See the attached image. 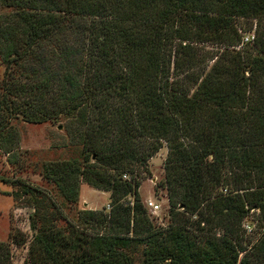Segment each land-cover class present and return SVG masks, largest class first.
Segmentation results:
<instances>
[{
    "label": "trees",
    "instance_id": "16d2710c",
    "mask_svg": "<svg viewBox=\"0 0 264 264\" xmlns=\"http://www.w3.org/2000/svg\"><path fill=\"white\" fill-rule=\"evenodd\" d=\"M0 7V150L17 162L18 123L47 121L80 150L43 164L55 195L24 181L9 192L33 208V234L0 240V264L13 244L30 264H264V0ZM238 18L257 20L253 41ZM164 146L158 226L139 188ZM82 182L109 192V211L76 209Z\"/></svg>",
    "mask_w": 264,
    "mask_h": 264
},
{
    "label": "rangeland",
    "instance_id": "374dc122",
    "mask_svg": "<svg viewBox=\"0 0 264 264\" xmlns=\"http://www.w3.org/2000/svg\"><path fill=\"white\" fill-rule=\"evenodd\" d=\"M5 11L4 8L0 7V13ZM236 22L241 33L256 35V19L238 18ZM4 68L0 59V77L4 72ZM18 129L21 140L17 162H10L8 156L0 150V240L2 241L9 240L11 232L15 229L24 231L29 237L33 234L29 223V215L33 208L26 205L24 198H20L16 202L9 192L18 190V182L24 181L33 186L50 190L55 195L54 185L45 181L41 175L43 164L78 158L80 153L79 148L72 144L65 127L57 122H20L18 123ZM166 155L167 148L164 146L149 160L151 176L143 178L139 188L150 216L158 226H167L170 221L169 201L166 191L157 186L164 176ZM2 179L8 181L4 182ZM148 200L158 203L160 209L155 213L152 212L147 204ZM109 201V192L96 189L82 182L79 201L75 207L76 209L109 211L111 208L108 206ZM65 212H67V209H65ZM257 218L258 214L252 211L244 221L247 238L252 239L253 242L258 240L262 232L258 226ZM11 252L12 264H30L28 263V244H13Z\"/></svg>",
    "mask_w": 264,
    "mask_h": 264
},
{
    "label": "built area",
    "instance_id": "2783aa9c",
    "mask_svg": "<svg viewBox=\"0 0 264 264\" xmlns=\"http://www.w3.org/2000/svg\"><path fill=\"white\" fill-rule=\"evenodd\" d=\"M255 35L254 34H244L243 33V42H250L253 41ZM147 204L152 212H157L160 209V205L158 203H155L152 200H148ZM110 207V205H108Z\"/></svg>",
    "mask_w": 264,
    "mask_h": 264
}]
</instances>
